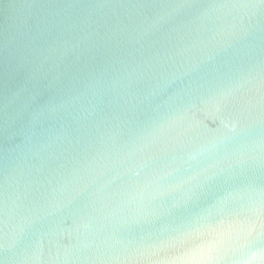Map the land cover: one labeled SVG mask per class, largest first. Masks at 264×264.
<instances>
[{
	"label": "water",
	"instance_id": "water-1",
	"mask_svg": "<svg viewBox=\"0 0 264 264\" xmlns=\"http://www.w3.org/2000/svg\"><path fill=\"white\" fill-rule=\"evenodd\" d=\"M0 264H264V0H0Z\"/></svg>",
	"mask_w": 264,
	"mask_h": 264
}]
</instances>
